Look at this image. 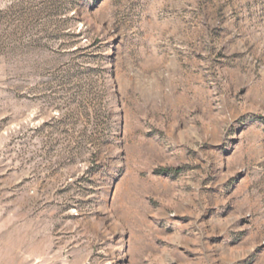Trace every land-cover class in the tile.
Returning a JSON list of instances; mask_svg holds the SVG:
<instances>
[{
	"label": "rangeland",
	"instance_id": "374dc122",
	"mask_svg": "<svg viewBox=\"0 0 264 264\" xmlns=\"http://www.w3.org/2000/svg\"><path fill=\"white\" fill-rule=\"evenodd\" d=\"M0 264H264V0H0Z\"/></svg>",
	"mask_w": 264,
	"mask_h": 264
}]
</instances>
